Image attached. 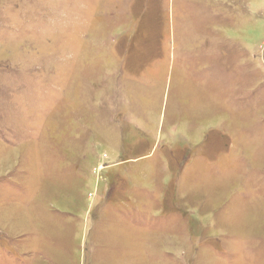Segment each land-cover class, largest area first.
<instances>
[{
  "label": "rangeland",
  "instance_id": "374dc122",
  "mask_svg": "<svg viewBox=\"0 0 264 264\" xmlns=\"http://www.w3.org/2000/svg\"><path fill=\"white\" fill-rule=\"evenodd\" d=\"M0 264H264V0H0Z\"/></svg>",
  "mask_w": 264,
  "mask_h": 264
}]
</instances>
